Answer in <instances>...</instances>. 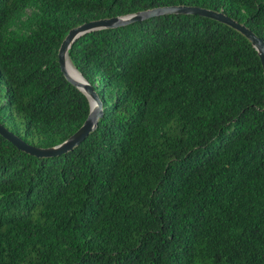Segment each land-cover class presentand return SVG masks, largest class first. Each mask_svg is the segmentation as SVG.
Listing matches in <instances>:
<instances>
[{"label": "trees", "instance_id": "obj_1", "mask_svg": "<svg viewBox=\"0 0 264 264\" xmlns=\"http://www.w3.org/2000/svg\"><path fill=\"white\" fill-rule=\"evenodd\" d=\"M197 5L264 40V0H0V123L51 147L86 118L58 49L83 22ZM68 56L102 101L66 150L0 134V264H264V71L199 13L89 29Z\"/></svg>", "mask_w": 264, "mask_h": 264}, {"label": "water", "instance_id": "obj_2", "mask_svg": "<svg viewBox=\"0 0 264 264\" xmlns=\"http://www.w3.org/2000/svg\"><path fill=\"white\" fill-rule=\"evenodd\" d=\"M154 11L199 13L201 15L210 16L225 22L226 24L236 28L237 30L245 34L250 39V41L258 51L264 71V40L258 35H256L244 23L237 21L236 19L228 16L222 11H217L197 5L178 4V5L156 7L151 10L138 11L127 15L94 19L83 22L77 26L70 28L66 33V35L64 36V38L62 39L58 49V61L60 68L63 71L65 77L71 83H73L75 86L81 89L86 94L89 100L90 109L83 123L77 128L75 132H73L71 136H69L61 143L51 147H39V146L31 145L26 141H24L23 139H21L16 134H14L12 131L7 129L2 123H0V134H2L5 138L10 140L11 142H13L18 148L38 156L66 150L67 148H71L76 144H78L79 142H81L83 139H85L86 136L95 128L98 121V117L102 114V101L99 98L93 86L84 78V76L75 67L74 68L80 74L81 79L73 78L67 71L65 58L66 56H68V51L73 41L81 34L87 32L89 29L93 27H99V26L111 27L117 24H124L129 21L141 18L145 15H150Z\"/></svg>", "mask_w": 264, "mask_h": 264}, {"label": "bare ground", "instance_id": "obj_3", "mask_svg": "<svg viewBox=\"0 0 264 264\" xmlns=\"http://www.w3.org/2000/svg\"><path fill=\"white\" fill-rule=\"evenodd\" d=\"M65 64H66V68L68 73L76 79H81L80 74L77 72V70L74 68L73 64L71 63L70 59L68 58V56H66L65 58Z\"/></svg>", "mask_w": 264, "mask_h": 264}]
</instances>
